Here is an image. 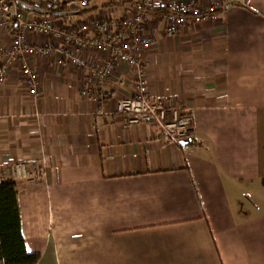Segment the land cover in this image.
<instances>
[{"label": "crops", "instance_id": "obj_1", "mask_svg": "<svg viewBox=\"0 0 264 264\" xmlns=\"http://www.w3.org/2000/svg\"><path fill=\"white\" fill-rule=\"evenodd\" d=\"M136 2H76L72 15L53 19L60 31L87 24L95 36L98 21L129 16ZM167 2L156 0L157 16L142 27L152 45L138 55L153 97L194 115L196 132L182 144L166 141L156 123L116 111L139 77L125 61L97 99L81 92L88 70L61 62L56 31L26 33L50 49L27 57L39 94L20 62L8 67L0 180L17 182L22 231L38 264H264V0H229L218 19L190 21L173 35ZM12 40L0 25V48ZM78 53L96 66L111 58L106 50ZM32 160L40 163L35 174L9 172Z\"/></svg>", "mask_w": 264, "mask_h": 264}, {"label": "built area", "instance_id": "obj_2", "mask_svg": "<svg viewBox=\"0 0 264 264\" xmlns=\"http://www.w3.org/2000/svg\"><path fill=\"white\" fill-rule=\"evenodd\" d=\"M14 1V0H13ZM229 0H168L163 12L167 20V33L173 35L180 25L190 21L201 22L205 19L216 20L227 7ZM79 3L88 6L90 0H45L47 6L58 8L64 5ZM156 0H137L133 14L118 21H98V34H87L89 26L81 24L58 30L53 17L42 15L29 18L24 8L15 3L0 0V25L12 30V44L0 51L6 56L0 64V84L6 82L8 67L11 63L20 62L29 91L37 95L40 90V79L37 70L29 65L27 57L34 53L49 52L50 49L28 40V31L49 33L56 31L65 43L62 58L63 64L73 63L88 70L86 82L81 92L93 99L103 98L102 89L105 82L113 74L117 61H125L138 68V80L131 96L119 99L116 111L125 114L130 122L151 121L163 130L164 139L168 142L181 144L184 138L196 132L194 115L184 111L181 106L167 103L153 97L148 84L147 73L142 66L138 52L152 45V38L142 33L146 20L156 17ZM82 48L106 50L111 58L103 65L96 66L79 56ZM40 167L38 160L28 162L17 161L9 170L16 177L29 176ZM32 171V172H31Z\"/></svg>", "mask_w": 264, "mask_h": 264}, {"label": "trees", "instance_id": "obj_3", "mask_svg": "<svg viewBox=\"0 0 264 264\" xmlns=\"http://www.w3.org/2000/svg\"><path fill=\"white\" fill-rule=\"evenodd\" d=\"M24 8L27 12L67 18L78 10L67 5L51 8L45 2L32 0H6ZM40 252L29 251L22 231L19 190L17 182L0 180V264H38Z\"/></svg>", "mask_w": 264, "mask_h": 264}, {"label": "water", "instance_id": "obj_4", "mask_svg": "<svg viewBox=\"0 0 264 264\" xmlns=\"http://www.w3.org/2000/svg\"><path fill=\"white\" fill-rule=\"evenodd\" d=\"M22 7H24V8H25V7H26V5L22 4Z\"/></svg>", "mask_w": 264, "mask_h": 264}, {"label": "rangeland", "instance_id": "obj_5", "mask_svg": "<svg viewBox=\"0 0 264 264\" xmlns=\"http://www.w3.org/2000/svg\"><path fill=\"white\" fill-rule=\"evenodd\" d=\"M189 138V137H188ZM178 144V143H177ZM181 144H182V141H181Z\"/></svg>", "mask_w": 264, "mask_h": 264}]
</instances>
